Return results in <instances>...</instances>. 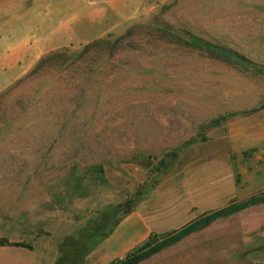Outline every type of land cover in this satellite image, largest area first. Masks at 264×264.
<instances>
[{
	"label": "rangeland",
	"instance_id": "1",
	"mask_svg": "<svg viewBox=\"0 0 264 264\" xmlns=\"http://www.w3.org/2000/svg\"><path fill=\"white\" fill-rule=\"evenodd\" d=\"M251 199L139 264H264V0H0V264H109Z\"/></svg>",
	"mask_w": 264,
	"mask_h": 264
},
{
	"label": "trees",
	"instance_id": "2",
	"mask_svg": "<svg viewBox=\"0 0 264 264\" xmlns=\"http://www.w3.org/2000/svg\"><path fill=\"white\" fill-rule=\"evenodd\" d=\"M117 42V40L100 39L90 43V45L88 44L84 46L80 53L76 55L68 54L64 57L65 59L71 58L73 61H80L82 64H85L86 66L80 67L79 70L85 71V73H87L86 69L90 70L92 68H99L101 66L105 57L104 51H109ZM42 60L46 59L44 58ZM140 196L141 193L136 192L124 202L118 204V209L123 215L129 214L138 202ZM255 203H257V200L251 199L246 203L240 202L229 204L228 206L210 214H206L201 218L180 227L179 229L170 231L163 235L152 233L139 248L125 253L122 257L114 259L109 264H139L159 251L187 237L191 233L209 225L215 220L225 218L244 209L246 206ZM92 239L93 238H90L89 240L91 241ZM5 244H7L6 241L0 240V245ZM12 245L16 247H22V245L18 243H14Z\"/></svg>",
	"mask_w": 264,
	"mask_h": 264
}]
</instances>
